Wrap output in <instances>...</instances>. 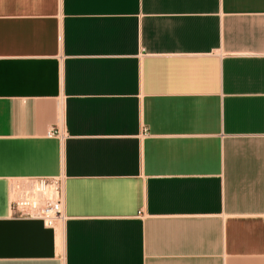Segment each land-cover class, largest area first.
I'll list each match as a JSON object with an SVG mask.
<instances>
[{"label": "crops", "instance_id": "0c3cea01", "mask_svg": "<svg viewBox=\"0 0 264 264\" xmlns=\"http://www.w3.org/2000/svg\"><path fill=\"white\" fill-rule=\"evenodd\" d=\"M0 264H264V0H0Z\"/></svg>", "mask_w": 264, "mask_h": 264}, {"label": "built area", "instance_id": "2783aa9c", "mask_svg": "<svg viewBox=\"0 0 264 264\" xmlns=\"http://www.w3.org/2000/svg\"><path fill=\"white\" fill-rule=\"evenodd\" d=\"M59 135V134H55ZM54 136L49 133L48 137ZM65 178H26L10 183V211L12 216L39 220L47 228H56L66 219Z\"/></svg>", "mask_w": 264, "mask_h": 264}]
</instances>
